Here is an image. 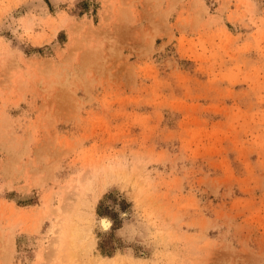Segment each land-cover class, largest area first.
<instances>
[{
    "label": "rangeland",
    "instance_id": "1",
    "mask_svg": "<svg viewBox=\"0 0 264 264\" xmlns=\"http://www.w3.org/2000/svg\"><path fill=\"white\" fill-rule=\"evenodd\" d=\"M0 264H264V0H0Z\"/></svg>",
    "mask_w": 264,
    "mask_h": 264
},
{
    "label": "trees",
    "instance_id": "2",
    "mask_svg": "<svg viewBox=\"0 0 264 264\" xmlns=\"http://www.w3.org/2000/svg\"><path fill=\"white\" fill-rule=\"evenodd\" d=\"M101 249H102V250H103V249H106V250L110 249V248L108 247V243L106 242V240H105L103 246H101Z\"/></svg>",
    "mask_w": 264,
    "mask_h": 264
},
{
    "label": "bare ground",
    "instance_id": "3",
    "mask_svg": "<svg viewBox=\"0 0 264 264\" xmlns=\"http://www.w3.org/2000/svg\"><path fill=\"white\" fill-rule=\"evenodd\" d=\"M104 222H105V223H104ZM104 222H103V224L106 225V226H108V221L106 220V221H104ZM10 242H11V241H10Z\"/></svg>",
    "mask_w": 264,
    "mask_h": 264
}]
</instances>
